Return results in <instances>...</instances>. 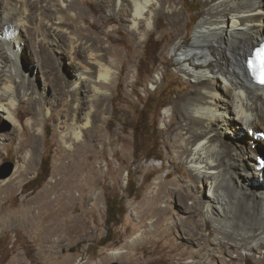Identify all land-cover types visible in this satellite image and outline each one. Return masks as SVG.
Listing matches in <instances>:
<instances>
[{
	"label": "bare ground",
	"instance_id": "1",
	"mask_svg": "<svg viewBox=\"0 0 264 264\" xmlns=\"http://www.w3.org/2000/svg\"><path fill=\"white\" fill-rule=\"evenodd\" d=\"M56 1L0 0V114L14 125L12 135L23 136L24 128L28 131V136L18 141L20 155L16 175L4 180L0 197L3 190H13L14 180H22L32 170L39 151L37 139L45 122L44 112L46 116L49 111L53 113L46 103L49 87L59 92L55 99L60 100L59 106H64L59 113L63 120L56 127L62 132L56 129L55 135L59 149L70 151L61 155L54 181L30 200L21 202L28 218L45 223L43 235L50 244L55 243L51 238L60 227L70 229L73 226L72 219L63 225V217L69 218L71 214V203L83 199L82 203L89 206L92 199L90 194L84 198L83 193L92 184L93 168L85 159L94 150L83 143L82 148H77V143L86 137V132L98 141L89 128L93 127L97 108L108 95L107 89L113 78L120 74L108 62V50L102 47L99 33L88 28H75L83 16L76 8V2L57 1L66 11L76 12L68 18L59 15L63 10L56 6ZM109 1L134 33L141 24L151 28L152 19L161 13L167 15L173 30H178L182 20L186 27L190 24L182 8H178L181 0ZM201 4L202 17L192 31L190 43L184 46V35L179 33L178 41L174 37L176 40L166 44L172 49L181 72L194 80L186 83L190 90L180 95L177 106L172 109L177 121L168 124V138L174 137L179 145L168 146L176 148L178 157L184 158L189 175L198 182L199 193L205 198L197 202L198 205L188 207L185 202L193 197L194 185L173 189L168 184L178 186L177 181L162 182L151 197L146 215L153 218L149 224L156 231L167 212L170 215L173 211L201 214L203 225L205 220L211 221L223 240L251 248L249 250L264 249V167L256 169L257 157L264 155V139L254 138L255 134L264 133V86L253 81L247 67L253 48L264 38V0H201ZM190 18L193 20L194 16ZM27 29L33 47L40 54L36 55V63L29 66V70L24 68L20 58L26 48L24 40L29 36ZM106 37L108 39L110 35L106 34ZM45 46L51 54L47 52L49 55L43 58L41 53ZM51 57L68 65L66 79L57 75L56 68H48L52 78L41 72L50 64ZM37 72L44 75L41 76L43 87L39 90ZM32 95L34 98L26 100H32L35 112L25 110L32 117L23 125L17 116L18 106L22 97ZM66 95L69 96L67 100ZM2 140L0 138V142ZM85 155L88 157L84 158ZM167 226L169 234L189 236L188 242L200 245L198 240L203 235L198 225H189L186 230L175 220ZM134 235L131 243L140 238L138 233ZM124 252L123 248H117L107 254L117 257ZM262 259L264 261V254Z\"/></svg>",
	"mask_w": 264,
	"mask_h": 264
},
{
	"label": "rangeland",
	"instance_id": "2",
	"mask_svg": "<svg viewBox=\"0 0 264 264\" xmlns=\"http://www.w3.org/2000/svg\"><path fill=\"white\" fill-rule=\"evenodd\" d=\"M57 1L56 6L63 10L59 13L60 16L71 18L76 13L74 10L66 11ZM74 1L76 8L83 15L76 22L75 28H88L99 33L102 47L108 50V62L120 72L113 78L112 84L107 89L108 95L103 97L102 105L97 108L93 127L89 128L92 129V136L98 137V141L95 142L97 138L91 139L86 132V137L77 143V148H82L83 143L94 150L88 155L89 157L84 156V158L88 157L85 160L92 165L93 170L92 184L83 196L85 198L90 194L92 199L89 206L82 203L83 199L71 203L69 209L71 214L69 218L63 217L65 222H62L64 225L66 221L72 219L73 226L70 229L60 227L61 231L58 229L56 235L51 238L55 241L53 244L47 243L44 236L45 223L28 218L22 209L23 200H30L54 181L61 155L70 151L61 147L59 149L58 146L59 140L55 130L62 132L61 128L56 127L58 122L63 120L60 119L59 113L64 106H59L60 100L55 99L59 96V92L49 87L46 103L53 113L49 111V116H46L44 112L45 122L37 139L39 151L32 170L25 174L22 180H14L13 190H3L0 197V264H109L111 262L264 264L262 259L264 249L249 250L251 248L245 249L232 241L223 240L222 235L215 231L211 221L205 220L203 225L204 219L201 214L173 211L170 215L167 212L156 231L149 224L153 218L146 215L150 210L151 197L162 182L177 181L178 186L168 184L173 189L194 185L196 188L192 192L193 197L185 202L188 207L198 205L205 198L203 193H199L198 182L189 175L184 158L178 157L176 148L168 146V144L179 145L174 137L168 138V124L177 121L176 113L172 112V109L177 106L180 95L190 90L186 83H193L194 80L181 72L180 67L175 63L172 49L167 48L166 44L171 40L178 41L179 33L184 35V46L190 43L192 31L202 17L201 0H181L178 6L182 8L184 17L190 21L189 26L186 27L185 21L182 20L178 30H173L175 28L172 27L167 15L161 13L156 19H152L154 23L151 28L147 27V29L141 24V28L135 33L128 22L124 21L121 13L114 9L111 1ZM192 16H194L193 20L190 18ZM29 33L30 30L28 35ZM106 34L110 35V38L107 39ZM24 43H26L25 56L22 55L20 58L24 68L29 70V66L36 63L38 51L33 47L31 35L25 38ZM45 48L41 53L43 58H46L49 55L47 52L50 51L47 46ZM54 58L50 62L52 66L45 65L41 72L52 78V75H49L50 69L56 68L57 75L66 79L68 65L64 62L60 64ZM44 75L40 72L36 73L38 90L43 87L41 76ZM155 80L157 83L153 84ZM62 83L64 87V82ZM65 88L68 90L66 85ZM32 97L33 95L22 97L18 106L17 116L23 125L32 117V114L27 115L25 110L30 109L31 112H35L32 100H26ZM64 97L66 100L69 99L67 95ZM176 109L179 111V107ZM141 117L148 118L151 131L148 135L138 131L134 137L132 126H135ZM13 128L14 125L0 114V138L3 139L0 142V169L5 163H13L10 176L5 179L0 178V187L4 184V180L14 178L16 175L20 155L17 151L18 141L28 136L25 128L23 136L12 135ZM57 146L58 151H56ZM145 157L151 160L140 162ZM155 157L161 160H155ZM47 164H49V176L41 183ZM39 174L41 176L39 180L30 183ZM128 183L131 190L138 189V195L128 197L126 191ZM107 201L121 203L126 211L115 224L108 225L106 222ZM170 201L173 206V200ZM91 205L93 207H90ZM87 208L91 209L84 213ZM175 220H178L180 226L182 225L186 230L189 225H198L203 235L198 240L199 246L188 242L189 236L182 237L178 233L174 236L168 233L167 225ZM135 233H138L140 238L131 243ZM117 248H123L125 252L117 257L108 256L107 252Z\"/></svg>",
	"mask_w": 264,
	"mask_h": 264
},
{
	"label": "trees",
	"instance_id": "3",
	"mask_svg": "<svg viewBox=\"0 0 264 264\" xmlns=\"http://www.w3.org/2000/svg\"><path fill=\"white\" fill-rule=\"evenodd\" d=\"M132 131H133L134 137L138 131H143L144 132L143 135H148L151 131L149 128L148 118L147 117L146 118H144V117L139 118L138 121L136 122L135 126H132ZM152 132H154V130ZM135 150H136V148L134 147V151ZM154 159L155 160H161L159 157H155ZM149 160H151V159L145 157L140 162H148ZM48 168H49V164H47L46 171L43 172L44 174H43V178H42L41 183L46 181V179L49 176V169ZM41 173L42 172H40V174ZM40 174L35 179L30 181V183H36L39 180V178L41 177ZM129 185H130V183L127 184V188H126L128 197L131 198V197L138 195L139 194L138 189L135 188L134 190H131ZM37 186H39V184ZM134 187H136V186L134 185ZM106 207H107L106 208V222L108 223V225H110L111 223L115 224L117 219H120L126 213L124 206H122L121 203H111V201H107Z\"/></svg>",
	"mask_w": 264,
	"mask_h": 264
},
{
	"label": "water",
	"instance_id": "4",
	"mask_svg": "<svg viewBox=\"0 0 264 264\" xmlns=\"http://www.w3.org/2000/svg\"><path fill=\"white\" fill-rule=\"evenodd\" d=\"M259 157H261L264 160V155L260 154ZM13 170V163H5L1 169H0V178L5 179L12 173ZM109 264H128V263H118V262H111Z\"/></svg>",
	"mask_w": 264,
	"mask_h": 264
},
{
	"label": "snow or ice",
	"instance_id": "5",
	"mask_svg": "<svg viewBox=\"0 0 264 264\" xmlns=\"http://www.w3.org/2000/svg\"><path fill=\"white\" fill-rule=\"evenodd\" d=\"M262 54H264V50H262ZM261 82L264 83V80H262Z\"/></svg>",
	"mask_w": 264,
	"mask_h": 264
}]
</instances>
